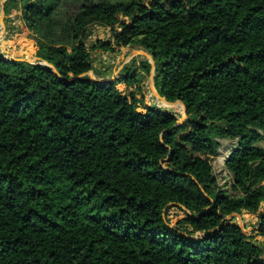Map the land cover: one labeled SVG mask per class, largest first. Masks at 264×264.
<instances>
[{"label":"trees","instance_id":"trees-1","mask_svg":"<svg viewBox=\"0 0 264 264\" xmlns=\"http://www.w3.org/2000/svg\"><path fill=\"white\" fill-rule=\"evenodd\" d=\"M18 11L43 64L0 56V264H264L229 220L264 204V0H7ZM96 25L112 30L97 50L153 57L183 124L139 112L127 70L91 80ZM227 139L233 194L213 167Z\"/></svg>","mask_w":264,"mask_h":264},{"label":"rangeland","instance_id":"rangeland-1","mask_svg":"<svg viewBox=\"0 0 264 264\" xmlns=\"http://www.w3.org/2000/svg\"><path fill=\"white\" fill-rule=\"evenodd\" d=\"M114 1L118 2L121 0ZM5 19L8 22L6 23L8 29L13 31L10 33L13 39H11L12 43H7L6 47L4 44L0 45V56H5L12 60L23 59L31 63L38 62V57L36 56L37 40L29 32L26 34L18 32L21 17L16 16L15 18L9 17ZM2 34L4 36V31L0 28V35ZM8 37L6 41H8ZM110 40H112L111 28L96 25L88 30L85 42L91 54L93 65V71L89 74V77L101 82H116L126 74L127 70L132 73V80L136 79V82L131 85L120 84L117 86V89L130 100L134 96L139 112L146 113L149 108H157L160 111L173 114L178 118L179 123L183 124L188 119L185 117L184 107L180 103H168V105L167 102H165L164 106V100L157 95L159 88L156 81V63L153 57L147 51L137 46L116 48L112 52L96 49L97 43ZM6 52H9L10 55ZM183 119L184 121L182 122ZM236 144L237 140H221L218 155L213 160L214 173L218 184L230 194H233V180L226 170L225 164ZM261 146L264 148V142L261 143ZM187 216L188 211L185 208L172 206L167 211V218L173 228L187 229L186 225L181 224ZM263 218L264 204H262L257 213L243 211L240 214L231 216L229 220L244 230L249 241L255 245L264 247V235L261 232ZM189 231L192 232V229L189 228ZM204 236V234L197 233L192 238L201 239Z\"/></svg>","mask_w":264,"mask_h":264},{"label":"crops","instance_id":"crops-1","mask_svg":"<svg viewBox=\"0 0 264 264\" xmlns=\"http://www.w3.org/2000/svg\"><path fill=\"white\" fill-rule=\"evenodd\" d=\"M7 0H0V28L2 31H4V36L3 34L0 35V45H5V47L7 46V43H12L11 39H13V36L10 34L11 29H8V25H6L7 20L5 18H15L16 16L21 17V11L18 12H13L11 15L6 16L5 13V5H6ZM19 25H22V22H19ZM9 36V37H8ZM8 37V41H6V38ZM3 39V40H2ZM3 50V49H2ZM8 55H10L9 52H6Z\"/></svg>","mask_w":264,"mask_h":264},{"label":"water","instance_id":"water-1","mask_svg":"<svg viewBox=\"0 0 264 264\" xmlns=\"http://www.w3.org/2000/svg\"><path fill=\"white\" fill-rule=\"evenodd\" d=\"M2 58H4V59H6V60H9V61H22V62H27V63H30V64H33V65H42L43 63L40 61V59L39 58H37V60H38V62H36V63H31V62H29V61H27V60H23V59H18V60H12V59H8L7 57H5V56H1ZM44 65H46V64H44ZM91 80H94V81H96L94 78H91ZM99 82H101V81H99ZM106 83H114V81H110V82H106ZM160 98H162L161 96H160V94L158 93L157 94ZM163 99V98H162ZM164 100V99H163ZM165 101V100H164ZM166 102V101H165ZM177 103H180L183 107H184V110H185V117H187V111H186V108H185V105L183 104V103H181V102H177ZM184 121V119L182 120V122Z\"/></svg>","mask_w":264,"mask_h":264}]
</instances>
